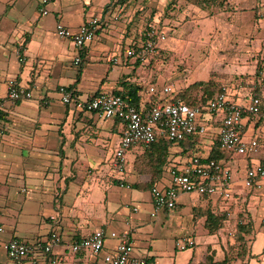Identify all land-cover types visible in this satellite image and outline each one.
I'll return each instance as SVG.
<instances>
[{"label": "crops", "instance_id": "crops-1", "mask_svg": "<svg viewBox=\"0 0 264 264\" xmlns=\"http://www.w3.org/2000/svg\"><path fill=\"white\" fill-rule=\"evenodd\" d=\"M42 10L47 13L43 14ZM134 12L131 0H48L46 3L0 0V97L6 94L9 78L32 94L30 99L8 105L1 116L0 221L4 232L0 234V264H70L69 245L96 229L106 234L104 251L112 252L116 240L108 233L125 229V220H130L134 227L130 235L133 254L152 264H206L205 255L209 251H214L215 261L223 259L217 257L223 227L209 234L204 227L205 218H196L194 214L208 206L212 210L225 208L230 205L228 201L183 193L173 209L151 216L150 188L131 186L150 179L149 174L135 169L134 158L140 151L129 150L132 159L125 155L130 166L128 178H117L112 170L111 158L121 135L120 123L115 119L103 121L92 112L78 111L60 101L57 91L60 86L71 90L78 99L86 100L101 92L119 90L121 76H128L125 80L134 82L133 78L128 80L136 76L134 58L125 54L136 42ZM92 17L98 19L95 37L81 48L55 34L57 22L76 28ZM76 56L80 58L78 64H74ZM148 95L143 96L142 103ZM235 99L243 105L247 101L245 95ZM218 122L213 120L212 141L217 138ZM243 123V138L255 139L259 146L246 155L226 153L223 159L232 172L231 199L235 208L250 195L238 183L239 178L244 176L246 168L264 162V121H259L256 115L244 114ZM256 133L262 136L261 140L255 137ZM200 141L198 147L204 156L212 141ZM177 150L176 145L171 148V152ZM172 158L175 160L166 165L156 185L166 186L168 167L181 166L189 157ZM106 166L110 170H105ZM118 180L128 183L130 192L120 187ZM257 196L255 202L264 207V195ZM187 213L194 221V231L182 237L193 240L189 248L196 250L203 245L205 253L201 257L199 252L192 251L170 258V247L174 243L177 249L175 240L179 238L174 234L173 224L176 222L180 227V217ZM251 221L255 229L261 228L254 218ZM195 223L202 224L201 231L208 238L195 235ZM51 232L60 236L59 245L53 249L56 262L50 254L39 256L35 262L29 259L15 262L2 248V242L11 238L45 243ZM240 263L242 258L229 264Z\"/></svg>", "mask_w": 264, "mask_h": 264}, {"label": "built area", "instance_id": "built-area-1", "mask_svg": "<svg viewBox=\"0 0 264 264\" xmlns=\"http://www.w3.org/2000/svg\"><path fill=\"white\" fill-rule=\"evenodd\" d=\"M48 0H41L46 3ZM46 14V10H42ZM98 27V19L92 17L79 24L76 28L55 24V34L68 39L78 49L92 41ZM145 43L138 44L136 48L129 47L125 54L127 57L138 58L144 63L146 55L153 52L154 48L165 39V34L158 32L150 26L146 33ZM80 61L79 56L74 58V64ZM7 90L0 97V131L2 129L1 116L8 105L14 104L20 99H30L31 91L16 83L14 78L6 82ZM60 101L71 105L78 111L92 112L103 121L116 119L121 125V135L116 145L111 167L115 174H121L126 166V152L130 147H150L157 137H163L168 141H178L186 135L200 136L207 132L206 124L202 121L204 114L222 112L218 122L217 140L225 153L246 155L258 149V141L245 140L242 136L244 130L243 115H257L262 98H264V79H258L256 84L249 88L246 96V104L243 105L235 98L229 97V92H218L209 99L204 106L188 105L180 99L172 101L156 100L149 104L140 103L138 107L125 102L119 96L111 92H101L86 100L78 99L74 93L63 87H58ZM175 92L171 84L156 88L150 85L147 89L149 95L168 96ZM169 181L166 186L153 185L150 188V196L154 216L156 212L165 209H173L180 194L194 193L199 196H209L227 202L232 198V172L223 160L207 159L201 161V157L193 154L181 165L168 167ZM264 183V162H258L246 168L242 179L245 188L259 190ZM120 187L129 188L128 183L119 181ZM133 210H136L134 207ZM219 216L229 215L227 208L217 212ZM51 218H54L51 216ZM125 229L110 231L108 236L116 240L112 252L104 251L106 234L102 229L94 230L87 237L71 243L68 252L72 259L70 264H152L146 258L133 254L131 233L134 227L130 220H125ZM4 232V226L0 221V234ZM60 243V236L51 232L45 243L23 242L11 238L2 242V248L8 258L15 262L29 259L33 262L43 254L52 255L53 262L57 261L53 252L54 247ZM190 238H178L175 247L184 250L193 245Z\"/></svg>", "mask_w": 264, "mask_h": 264}, {"label": "rangeland", "instance_id": "rangeland-1", "mask_svg": "<svg viewBox=\"0 0 264 264\" xmlns=\"http://www.w3.org/2000/svg\"><path fill=\"white\" fill-rule=\"evenodd\" d=\"M131 3L135 10L132 25L136 28V41L139 33L150 26L165 34V39L146 55L144 63L135 68L136 76L128 79L133 78L140 86L138 92L141 96L146 95L150 84L160 88L164 83H169L177 91L195 80L211 79L218 86L226 88L229 97L237 98L247 95L258 79H264V68L261 74H253L257 62L264 66V0H131ZM221 117L220 111L204 114L202 121L206 124L207 132L197 137L211 143L213 120L220 121ZM255 137L259 140L262 138L258 133ZM111 151L109 149L108 154ZM126 157L132 159L128 151ZM104 169L110 170L109 166ZM129 171L130 166L126 164L125 172L115 176L128 178ZM233 178H236L234 174ZM242 178H239L240 181L237 178L240 185ZM243 189L250 194L245 203L240 202L235 208L232 199L227 202L233 208L228 209L229 215L219 235L222 246L218 249L217 257L222 258L226 253L234 261L242 258L244 264H264V207L255 202L257 195H264V188ZM125 191L130 192L128 189ZM131 192L138 193L136 190ZM180 218V227L176 222L173 224L174 234L179 238L191 235L194 221L188 213ZM253 218L257 227L261 228L257 230L252 225L251 232L244 234L243 241L238 239L235 235L236 222L240 219L247 222ZM195 227V235L199 237L203 234L208 238L201 231V223H195ZM170 251V258H174L175 254L188 255L192 251L199 252L201 257L205 253L203 245L197 246L196 250L188 248L181 251L174 248V243ZM249 253L258 255V258L247 259Z\"/></svg>", "mask_w": 264, "mask_h": 264}, {"label": "trees", "instance_id": "trees-1", "mask_svg": "<svg viewBox=\"0 0 264 264\" xmlns=\"http://www.w3.org/2000/svg\"><path fill=\"white\" fill-rule=\"evenodd\" d=\"M258 11V10H256ZM255 11V14L257 13ZM148 28L145 29L143 32L139 33V39L130 47L136 48L137 44L145 43L147 36ZM142 33V34H141ZM134 58V57H133ZM142 62L138 58H134V66L138 67L141 65ZM264 66L261 64L255 65L254 75L261 74ZM210 73V72H209ZM128 76H121L119 85V90H114L111 93L114 95L121 96L125 102L135 105L138 107L140 103L143 102V96L139 94L140 86L132 81L125 80ZM258 81V80H257ZM227 91L226 88L218 86L216 82L212 81L211 79L207 80H195L187 85L183 89H178L177 91L173 92L171 95L168 96H155V95H148V99L144 102L146 105L154 102L156 100H166L172 101L175 99H180L183 102L187 103L188 105H198L204 106L205 103L211 99L216 93L218 92H225ZM95 96V95H94ZM264 99L262 98L261 104L259 106V112L257 113V117H259V121H264V109H263ZM116 120V119H115ZM119 122V120H117ZM120 123V122H119ZM201 144L200 139L194 135H186L184 138L178 141H168L163 137H157L156 140L151 144V146L143 147L141 145L130 147L127 151H140L138 154L135 155L134 163L135 169L139 170L140 173H146L150 175V179L148 182L145 183H133L131 184L132 187L135 188H144L149 189L153 185H156L155 182L160 179L162 173L166 167V165L172 161V157L176 155H188L191 156L193 154H197L201 157V161H205L207 159H215V160H223L225 157V151L222 150L219 146V142L217 138H214L211 145L209 146V150L206 155H202L203 151L200 150L198 147ZM179 147V150L176 152H171V148L173 146ZM136 163L138 166H136ZM263 163V162H261ZM122 181V180H118ZM205 197V196H202ZM227 209H232L233 205L230 204ZM239 214V213H238ZM194 217H204V227L209 234L215 233L219 228H221L226 220V216H219L217 214V210H212L210 206L200 209V212H196ZM253 222L248 220L247 222H243L240 219L235 224V235L238 239L243 241V237L245 233L251 232ZM215 254L214 251H209L206 255V264H229L232 258H230L226 253L223 255V259L221 261H215L214 258ZM256 255L248 254L247 258H255ZM244 264V263H240Z\"/></svg>", "mask_w": 264, "mask_h": 264}]
</instances>
